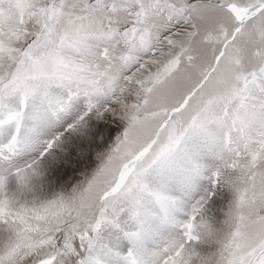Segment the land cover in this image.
<instances>
[{
    "label": "snow or ice",
    "instance_id": "snow-or-ice-1",
    "mask_svg": "<svg viewBox=\"0 0 264 264\" xmlns=\"http://www.w3.org/2000/svg\"><path fill=\"white\" fill-rule=\"evenodd\" d=\"M0 264H264V0H0Z\"/></svg>",
    "mask_w": 264,
    "mask_h": 264
}]
</instances>
